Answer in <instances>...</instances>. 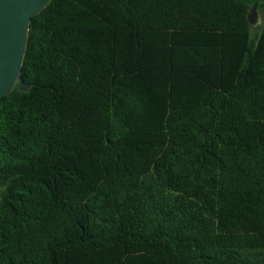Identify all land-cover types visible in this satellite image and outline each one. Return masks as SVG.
<instances>
[{"label":"trees","instance_id":"16d2710c","mask_svg":"<svg viewBox=\"0 0 264 264\" xmlns=\"http://www.w3.org/2000/svg\"><path fill=\"white\" fill-rule=\"evenodd\" d=\"M264 0H53L0 100V264H264Z\"/></svg>","mask_w":264,"mask_h":264},{"label":"water","instance_id":"95a60500","mask_svg":"<svg viewBox=\"0 0 264 264\" xmlns=\"http://www.w3.org/2000/svg\"><path fill=\"white\" fill-rule=\"evenodd\" d=\"M53 0H0V100L18 84L21 91L28 86L22 78L32 17L41 13ZM252 26L259 24V2L248 16Z\"/></svg>","mask_w":264,"mask_h":264},{"label":"rangeland","instance_id":"374dc122","mask_svg":"<svg viewBox=\"0 0 264 264\" xmlns=\"http://www.w3.org/2000/svg\"><path fill=\"white\" fill-rule=\"evenodd\" d=\"M264 20V13L259 11V24L254 27V32H256V30L259 28V26L261 25L262 21Z\"/></svg>","mask_w":264,"mask_h":264}]
</instances>
